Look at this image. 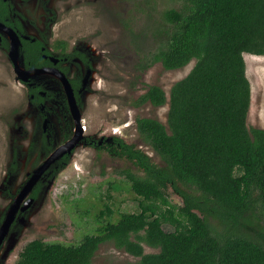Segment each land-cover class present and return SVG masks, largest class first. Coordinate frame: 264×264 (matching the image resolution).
<instances>
[{"label":"trees","instance_id":"1","mask_svg":"<svg viewBox=\"0 0 264 264\" xmlns=\"http://www.w3.org/2000/svg\"><path fill=\"white\" fill-rule=\"evenodd\" d=\"M175 1L181 6L164 12L166 42L141 54L140 68L196 64L169 96L152 85L135 102L169 104L167 124L136 121L139 137L162 163L123 138L107 144L141 171L127 173L140 212L122 213L114 222L105 219L110 209L101 210V225L80 244L36 239L26 244L17 264H95L107 242L139 258L127 264H264V231L256 225L251 230L255 216L264 220V129L248 126L252 86L245 60L246 53L264 55V0ZM4 16H9L7 3L0 7V19ZM25 43L26 67L41 65V44ZM32 93L35 106L44 102L36 88ZM170 188L183 206L169 200ZM166 224L174 230L167 231ZM144 244L159 252L146 253Z\"/></svg>","mask_w":264,"mask_h":264},{"label":"rangeland","instance_id":"2","mask_svg":"<svg viewBox=\"0 0 264 264\" xmlns=\"http://www.w3.org/2000/svg\"><path fill=\"white\" fill-rule=\"evenodd\" d=\"M12 1L16 9L26 15L23 22L29 33L40 39L49 36L50 42L68 40L72 49L90 44L98 51L96 54H101L95 61L99 69L96 89H90L80 106L87 131H82L81 143L69 163L44 178L47 184L39 190L35 204L19 212L1 247L0 264H17L26 244L36 239L64 245L80 244L101 225L98 218L101 210L110 209L112 214H106L105 219L114 222L122 213L140 212V198L132 191L127 173L141 171L128 159L109 151L107 144L113 138L112 128H116L127 143L136 144L156 163H162L153 148L139 137L136 121L154 118L167 124L169 104L157 107L148 102L137 106L135 102L152 85L162 87L169 96L174 84L184 79L196 64L194 60L185 68L166 70L162 63H157L142 74L137 71L139 54L156 51L166 42L167 35L162 33L168 26L164 12L181 6L175 0H146L142 9L138 5L141 0H106L116 8L118 16L127 19L113 23L102 21L103 15L95 11L101 0ZM99 9L111 14L104 5ZM131 28L143 34L138 46L129 44ZM245 60L252 86L248 126L264 129V55L246 53ZM38 81L44 87L59 88L52 78L38 77ZM28 93L27 86L14 71L9 51L0 47V230L16 197L48 156L41 150L33 155L29 152L37 133L42 134L46 119H51L47 124L50 133L47 140L53 150L67 142L71 134L68 128L74 123L62 99L47 104L52 107H46L50 113L46 115L40 107L30 103ZM21 125H27L29 131L26 140H20ZM73 132L72 129V138ZM94 141L99 143L94 144ZM14 152L18 163L12 168ZM168 197L173 204L184 205L183 198L173 188L168 190ZM209 221L221 230L217 220L210 218ZM254 226L258 232L264 231L261 215L253 218L252 232ZM164 228L174 230L169 224ZM144 247L146 253L159 252L147 244ZM93 260L95 264H127L139 258L107 242L101 245Z\"/></svg>","mask_w":264,"mask_h":264},{"label":"flooded vegetation","instance_id":"3","mask_svg":"<svg viewBox=\"0 0 264 264\" xmlns=\"http://www.w3.org/2000/svg\"><path fill=\"white\" fill-rule=\"evenodd\" d=\"M24 1H27V0H23V2ZM29 1H31V0H29ZM3 2L8 4L9 16H4L3 19H0V22L3 23L5 26L11 28L17 34V36L20 38V40H21L20 54H21V58L23 60L24 69L25 70H30V69H34V68H45L46 69L45 73H41V74L36 75V76H30L29 78L27 77L28 81H24V80L19 78V80H21L28 88V91H29L28 94H29L30 101H31V99L35 98V94L32 93V89L36 88L39 95L41 97H43V99H44V102H42L39 106H36V107H40L42 109V112L44 111L45 113H47L46 115H48L50 113H49V109L46 108V107H48L47 104L57 102V100H59L58 98H60V99H62V103H64L65 106L69 107L70 112H71L72 117H73V120H74V116L72 113V109L70 106V102L68 99L66 88H65L64 83L61 80V78H59L54 73V70L56 69L57 71L61 72V74H63L69 80V82L72 86L73 92H74L76 102L78 104V107H79V110L81 113V107L80 106L82 105V100L90 92V89H96L94 87V85L98 84L99 69L96 66L95 61L99 59L101 52L96 54V52H95V51H97L96 48L93 49L90 44L77 46V47H74V49H72L71 43L68 40L61 39L59 41L54 40V41L50 42L49 36L45 35L44 39H40V38L36 37L34 34H31L28 32L27 27H26L25 23L23 22L24 21L23 17L25 18L26 15H24L21 11H18L16 9L14 2L12 0H0V7H2V5L4 4ZM145 3H146V0H141L138 3V5L142 9V8H144ZM103 5L110 9V12H111L110 15H107L106 13H104L103 11H101L99 9ZM95 11L100 13L101 15H103L100 18L104 22H108V20H111V23H113L116 21L127 20L125 17L118 16L116 8L109 5L108 1H106V0H101L100 5L95 7ZM131 30H132V39L130 38L129 44L131 46L132 45L138 46L140 44L141 40L144 38L143 34L140 32L141 33V35H140L137 30H136V32H134L135 29H133V28H131ZM25 42L31 44L30 46H33L35 44H41V51L43 52L41 55V57L43 59L41 65H39V66L35 65V66H31L29 68L26 67V65L24 64V58L22 55V51L24 50V47L26 46ZM0 47H2L5 50H8L9 51V57H10L11 38L7 32H3L2 30H0ZM142 57L143 56L139 54L137 71L140 74L147 71V70L143 71L140 68V61H141ZM156 64H154V65H156ZM153 66H151V67H153ZM38 77H48V78H52V79L56 80V83L58 84L59 88L52 89L48 85H46L44 87L43 83L38 81ZM53 90L56 91L57 93H55ZM97 90H100V89L97 87ZM30 103L33 106H35V104L32 101ZM64 104H61V105L64 106ZM50 107H52V105ZM50 107H48V108H50ZM68 116H69V114H68ZM49 122H51V119H46L44 126H43L42 134L38 135V133H37V137H35V139L32 141V143L30 145V149H29V152L31 155H33L35 152H38L41 150L42 153H45L46 155H48L47 156V158H48L50 156V154H52L53 152H55L59 148L58 147L56 150H53L51 142H49L47 140V136L50 134V133H48L49 131L47 129V124ZM73 122H74L73 123L74 126H73V124H71V127L68 128V132H71V134H69V136H68L69 138L66 139L67 142L72 138V129L74 131L73 132L74 135L77 131L75 120ZM82 128H85V129H82ZM81 130L85 131V132L87 131V125H85V123H84L82 113H81ZM20 131H22V133H23L21 135L20 140L21 139L26 140L28 138V135H29V133H28L29 131L27 130V125H21ZM111 132H112L111 133L112 137L122 138L119 136V133H118L116 128H112ZM105 139H108V138H105ZM94 142L97 144L99 143L97 141H94ZM76 148H74L71 152L66 153L63 157H61L58 160H56L55 162H53L45 170V172L43 173L40 180L37 182V184L33 188L30 195L22 202L21 208L24 205V203L28 200V198H35V196H33L35 191L38 189H42V187H44L47 184V183H44V182H46V180H44V178H47L48 175L51 174L53 171L55 172L57 170L56 168L59 169L60 166L63 167L64 164H66L65 158L67 156L71 157V155L75 152ZM15 155H16V153L14 152V157H15ZM14 157H13V162L11 164L12 168H15L13 165L16 166L18 163L17 155H16V160H14ZM69 160H70V158H69ZM43 163L40 166H42ZM33 174L34 173H32L30 178L33 176ZM50 177L51 176H49V178ZM30 178H29V180H30ZM47 181H48V179H47ZM35 201H36V199H35ZM20 211H22V209H20L18 211L16 218H17ZM22 212H25V211H22ZM2 245H1V247H2ZM1 247H0V251H1Z\"/></svg>","mask_w":264,"mask_h":264},{"label":"water","instance_id":"4","mask_svg":"<svg viewBox=\"0 0 264 264\" xmlns=\"http://www.w3.org/2000/svg\"><path fill=\"white\" fill-rule=\"evenodd\" d=\"M0 30L3 32H7L11 38V49H10V59L11 62L14 65V70L17 73L18 77L24 81H28V78L30 76H36L41 73H45V68H34L30 70H25L23 67V60L21 58L20 54V47H21V40L17 36V34L9 27L5 26L3 23L0 22ZM53 70V69H52ZM54 73L61 78V80L64 83V86L66 88V92L68 95V99L70 102V106L72 109V113L74 116V120L76 123L77 131L72 139H70L67 143L59 147L55 152L50 154V156L45 160L42 166H40L38 169L35 170L33 176L30 178V180L27 182L25 187L22 189V191L18 194V196L15 199V202L10 209L8 216L0 230V247L5 241L7 235L9 234L11 230V226L13 222L15 221L16 215L20 209L22 211L28 210L32 205L35 203V198H28V200L24 203V205L21 208L22 202L30 195L33 188L37 184V182L40 180L41 176L45 172V170L56 160L63 157L66 153L71 152L74 148H76L80 143L82 139V130H81V113L78 107V104L76 102L74 92L72 89V86L69 82V80L61 74V72L54 70ZM28 77V78H27Z\"/></svg>","mask_w":264,"mask_h":264}]
</instances>
